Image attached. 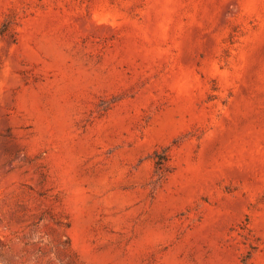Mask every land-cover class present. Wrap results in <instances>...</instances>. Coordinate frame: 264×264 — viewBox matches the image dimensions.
Returning a JSON list of instances; mask_svg holds the SVG:
<instances>
[{"label":"rangeland","instance_id":"rangeland-1","mask_svg":"<svg viewBox=\"0 0 264 264\" xmlns=\"http://www.w3.org/2000/svg\"><path fill=\"white\" fill-rule=\"evenodd\" d=\"M0 264H264V0H0Z\"/></svg>","mask_w":264,"mask_h":264}]
</instances>
